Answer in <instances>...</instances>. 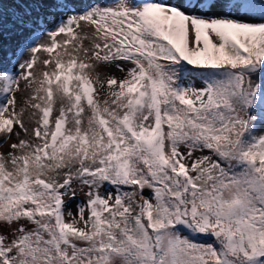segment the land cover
Returning a JSON list of instances; mask_svg holds the SVG:
<instances>
[{
	"label": "snow or ice",
	"instance_id": "1",
	"mask_svg": "<svg viewBox=\"0 0 264 264\" xmlns=\"http://www.w3.org/2000/svg\"><path fill=\"white\" fill-rule=\"evenodd\" d=\"M13 135L0 264H264V0H0Z\"/></svg>",
	"mask_w": 264,
	"mask_h": 264
},
{
	"label": "rangeland",
	"instance_id": "2",
	"mask_svg": "<svg viewBox=\"0 0 264 264\" xmlns=\"http://www.w3.org/2000/svg\"><path fill=\"white\" fill-rule=\"evenodd\" d=\"M6 43H7V41H6ZM100 71L102 74H107L110 76L113 72L118 71V70L115 68H105V69H101ZM2 139H3V137L0 136V140H2ZM17 142H18L17 137L15 135H13L12 139L9 140L8 143L5 144L2 148H0V152L7 155L11 151L10 145L13 143H17ZM84 199H85L84 196L81 194V195H77L75 202H70V204H71L70 210L74 214L77 212L76 203H79V202L83 201Z\"/></svg>",
	"mask_w": 264,
	"mask_h": 264
},
{
	"label": "bare ground",
	"instance_id": "3",
	"mask_svg": "<svg viewBox=\"0 0 264 264\" xmlns=\"http://www.w3.org/2000/svg\"><path fill=\"white\" fill-rule=\"evenodd\" d=\"M110 76H116L117 78H123L124 73H122L120 71H115Z\"/></svg>",
	"mask_w": 264,
	"mask_h": 264
}]
</instances>
